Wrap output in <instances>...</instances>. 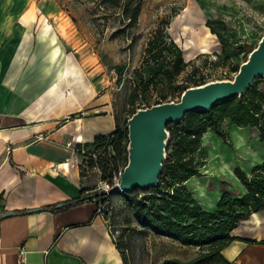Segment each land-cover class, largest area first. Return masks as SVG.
Masks as SVG:
<instances>
[{
    "label": "crops",
    "instance_id": "crops-1",
    "mask_svg": "<svg viewBox=\"0 0 264 264\" xmlns=\"http://www.w3.org/2000/svg\"><path fill=\"white\" fill-rule=\"evenodd\" d=\"M35 6L32 0H0V216L43 208L0 220V264H124L97 196L70 205L94 193L82 172L86 145L123 122L116 99L121 88L89 51L82 60L74 59L76 33L67 12L61 11V31H55L43 22L52 14ZM226 128L228 142L204 134L197 157L205 153L206 139L214 140L218 151L202 163L200 175L186 182L208 211L216 210L224 182L237 195L246 193L235 174L237 161L247 174L264 162V145L255 130ZM62 203L69 204L59 207ZM240 226L234 236L263 241L264 211ZM249 249L263 252L249 264L259 259L264 264V244L236 240L223 255L245 263Z\"/></svg>",
    "mask_w": 264,
    "mask_h": 264
},
{
    "label": "rangeland",
    "instance_id": "rangeland-1",
    "mask_svg": "<svg viewBox=\"0 0 264 264\" xmlns=\"http://www.w3.org/2000/svg\"><path fill=\"white\" fill-rule=\"evenodd\" d=\"M32 2L36 3V11L52 14L43 22L49 23L55 31H61L58 26L61 24V11L67 12L76 33L73 45L78 53L74 59L82 60L84 53L89 51L104 69L103 74L117 79L116 83L121 88L116 97L117 107L125 113L121 126L135 110L151 108L163 96H167L163 103L179 102L182 95L178 86L192 81L193 75L203 77L205 84L233 81L237 74L232 71L233 67L246 62L248 50L257 48L264 37V0H143L138 23L134 27L121 22L120 9H104L91 0ZM163 21L168 22L166 32L170 38H166V43L173 39L188 63L185 71L172 81L159 72L162 60H152L149 64L144 62L147 43ZM207 22L213 24L217 35L207 27ZM37 27H34L35 32H38ZM58 44L61 46V38ZM171 59L172 56L166 54L164 65H168ZM148 81L151 84L146 88ZM259 87L264 91V82ZM132 93L138 95L135 96L134 106L129 104ZM230 136L235 141L234 130L230 131ZM203 146V151L208 155L202 152L199 158L196 156L199 163H205L211 153L218 151L214 140L210 142L206 139ZM176 151L173 145L168 151L166 149V156H172ZM85 152L92 153L96 166L89 168L84 165L83 174L91 183L90 188L94 193L99 192L103 183L110 182L102 179L100 166L112 164L113 153L110 148H87ZM226 158L230 160L229 155ZM237 166H241L240 161H237ZM243 167L247 168L246 165ZM120 170L124 171L122 161L112 172V178ZM98 200L109 229L121 248L125 264H170L169 261L174 259L189 262L200 252L199 249L182 246L169 238L143 230L123 193H110ZM239 229L245 235V229L241 226ZM261 255L263 252L249 249L244 256L245 263L219 259L204 264H249L251 259ZM254 264H261L260 259Z\"/></svg>",
    "mask_w": 264,
    "mask_h": 264
},
{
    "label": "trees",
    "instance_id": "trees-1",
    "mask_svg": "<svg viewBox=\"0 0 264 264\" xmlns=\"http://www.w3.org/2000/svg\"><path fill=\"white\" fill-rule=\"evenodd\" d=\"M91 1L104 9H120L121 22L134 27L138 23L143 0ZM166 24L168 22L163 21L149 39L144 62L149 64L152 60H162L159 72L172 81L185 71L188 63L184 60L182 49L173 39L166 43V38H170L166 32ZM206 25L213 34L217 35L213 24L207 22ZM253 50L249 49L248 55ZM166 54L172 56L168 65H164ZM240 67L241 65H236L232 71L238 73ZM193 76L192 81L178 86L181 95L190 87L205 85L203 77ZM262 82L264 78L257 79L243 97H233L220 102L207 111L189 112L182 123L170 124L167 127L169 134L167 151L173 145L177 151L172 156H166L160 185L146 191L136 189L131 193L123 194L130 201L136 221L143 230L169 238L182 246L200 250L189 262L174 259L169 261L170 264H204L219 259L229 262L225 259L223 251L234 241L264 244V240L258 242L233 235L243 221L248 220L254 213L264 211V162L256 165L249 174L236 167L235 174L245 187L246 193L237 195L229 190L224 182L222 197L214 211L205 210L186 186V182L191 177L201 174L202 163L197 161L196 156L202 146L205 133L212 132L228 142L229 133L226 126L236 125L255 130L264 145V91L259 87ZM150 84L151 82L148 81L146 88H149ZM135 96L138 95L132 93L130 96L129 104L132 106L135 105ZM165 99L167 96L158 99L157 105L165 102ZM136 112L135 110L131 115ZM128 121H124L123 126L120 125L115 132L97 136L92 144L86 145V148L95 150L111 148L112 164L105 163L100 166L102 179L105 181L111 180L112 172L117 168L119 161L124 163V168L129 163ZM84 154L82 172L84 165L89 168L96 166L92 153ZM141 194L145 195L141 196ZM94 196H97V199L106 198V195H101L99 191L71 201L70 205L81 204ZM117 247L122 254L118 244Z\"/></svg>",
    "mask_w": 264,
    "mask_h": 264
},
{
    "label": "water",
    "instance_id": "water-1",
    "mask_svg": "<svg viewBox=\"0 0 264 264\" xmlns=\"http://www.w3.org/2000/svg\"><path fill=\"white\" fill-rule=\"evenodd\" d=\"M264 78V37L257 48L249 55L233 81H216L202 86L190 87L181 96L179 102L162 103L151 108L139 109L128 121L129 163L125 167L121 181L110 191L102 190L101 195L110 193H131L160 185V176L164 171V161L168 145L170 124H180L186 114L195 111H207L214 105L233 97H243L257 79ZM68 203H62L64 207ZM43 208L32 209L24 213L8 212L2 218L18 214L36 213Z\"/></svg>",
    "mask_w": 264,
    "mask_h": 264
},
{
    "label": "built area",
    "instance_id": "built-area-1",
    "mask_svg": "<svg viewBox=\"0 0 264 264\" xmlns=\"http://www.w3.org/2000/svg\"><path fill=\"white\" fill-rule=\"evenodd\" d=\"M123 172L124 171L120 170L117 174H114L113 175V178H111L110 182L103 183L100 191L102 192V190H104V189L107 190V191H110V189L113 186L118 185L120 183V181H121ZM25 261H26L25 251L24 250H21V252H20V262L21 263H24Z\"/></svg>",
    "mask_w": 264,
    "mask_h": 264
}]
</instances>
